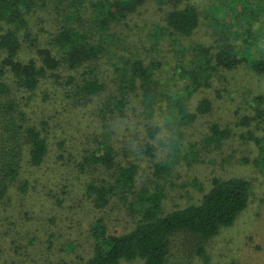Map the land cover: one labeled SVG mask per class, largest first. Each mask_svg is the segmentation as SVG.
<instances>
[{"label": "trees", "instance_id": "1", "mask_svg": "<svg viewBox=\"0 0 264 264\" xmlns=\"http://www.w3.org/2000/svg\"><path fill=\"white\" fill-rule=\"evenodd\" d=\"M206 3L0 0V241L27 257L38 244L43 264H167L174 233L209 238L235 220L251 187L237 175L164 206L173 171L200 158L192 126L213 80L240 64L264 75V0ZM252 102L264 118V93ZM211 128L205 142L227 135ZM83 222L84 241L64 237Z\"/></svg>", "mask_w": 264, "mask_h": 264}, {"label": "rangeland", "instance_id": "2", "mask_svg": "<svg viewBox=\"0 0 264 264\" xmlns=\"http://www.w3.org/2000/svg\"><path fill=\"white\" fill-rule=\"evenodd\" d=\"M198 1L201 3V8L205 9L206 0ZM153 6L157 8V4ZM258 16L256 21L252 16L255 22L253 36L257 50L264 52V14ZM132 26L134 29L137 28V25ZM145 31L146 28L143 29V33ZM165 63L171 66L167 57ZM213 81V85L207 88V94L213 98L211 108L205 114L199 115L198 122L192 126L195 135L191 139L201 140L200 158L192 159L190 165L183 162L173 171L167 183L164 206L168 210L197 203L214 179L234 175L245 177L250 181L249 200L230 225L221 227L217 234L209 238H202L185 230L174 233L171 236L167 264H264V118L256 115L252 102L253 97L264 93V75L240 64L222 72L221 76ZM217 86L219 92L214 91ZM213 125H216L220 131L227 130V135L220 140L205 142V134H211ZM15 195L13 194V200ZM79 226L81 232L72 230L71 234L64 237L79 238L84 241L86 222ZM4 227L6 224L0 218V230ZM15 227L20 229L19 226ZM58 227H54L57 232H59ZM40 232L46 234L42 228ZM52 238L59 244L63 236L59 233ZM10 242L9 238L0 241V248L3 249L0 251V264H15L12 261L20 264L41 263L40 255L45 248L28 241L29 248L40 253L27 257L15 252L14 248L18 242L14 241L9 247ZM78 244L80 250L86 245L80 242ZM199 244L203 245V255L196 251ZM66 246L70 249L67 253L74 255L73 245ZM133 264H143V262L139 260Z\"/></svg>", "mask_w": 264, "mask_h": 264}]
</instances>
